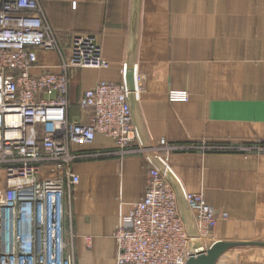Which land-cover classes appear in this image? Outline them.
<instances>
[{"label":"crops","instance_id":"0c3cea01","mask_svg":"<svg viewBox=\"0 0 264 264\" xmlns=\"http://www.w3.org/2000/svg\"><path fill=\"white\" fill-rule=\"evenodd\" d=\"M38 1L64 55L73 34L89 33L108 63L69 70V116L81 115L78 98L97 80L120 82L122 66L135 65L143 81L132 115L143 141L221 147L166 157L184 190L203 192L227 215L211 242L237 244L215 264H264V152L236 150L264 143V0ZM36 53L43 69L58 71V53ZM172 91L186 99L170 101ZM81 148L113 150L101 135ZM148 167L139 155L73 163L79 182L65 232L68 238L71 227L75 264H115L113 233L143 198ZM178 208L187 232L196 233L183 201Z\"/></svg>","mask_w":264,"mask_h":264},{"label":"built area","instance_id":"2783aa9c","mask_svg":"<svg viewBox=\"0 0 264 264\" xmlns=\"http://www.w3.org/2000/svg\"><path fill=\"white\" fill-rule=\"evenodd\" d=\"M68 44L64 55L55 33L43 21L38 0H0V259L4 264H74L65 232L70 197L79 182L73 163L123 158L148 147L133 122L125 84L127 64L120 70V82L99 79L83 91L77 101L81 115L69 116V70L106 69L108 63L92 34H73ZM38 50L58 53L57 72L39 65ZM133 69L137 99L143 78L135 65ZM185 99V92H170V101ZM97 135L109 139L113 150L81 148ZM196 145L177 148L206 147ZM170 149L165 146V155ZM236 149L264 152V143ZM149 160L144 196L120 217L113 233L115 264H185L194 254L192 238L176 192ZM157 160L167 167L162 157ZM182 200L192 215L196 240L205 250L213 244L216 225L227 215L209 205L203 192L182 187Z\"/></svg>","mask_w":264,"mask_h":264},{"label":"water","instance_id":"95a60500","mask_svg":"<svg viewBox=\"0 0 264 264\" xmlns=\"http://www.w3.org/2000/svg\"><path fill=\"white\" fill-rule=\"evenodd\" d=\"M134 65H127L125 73V84L129 91L128 98L132 109V103L136 101L135 85H134ZM157 165L159 169L165 174L166 178L170 182L172 188L176 192L178 206L182 200V186L169 168H165L163 164ZM183 219V217H182ZM189 233V232H188ZM196 233H189L192 238L190 248L194 251L185 264H215L218 257L229 247L236 245L233 242H214L207 249H203L200 241L196 240Z\"/></svg>","mask_w":264,"mask_h":264},{"label":"rangeland","instance_id":"374dc122","mask_svg":"<svg viewBox=\"0 0 264 264\" xmlns=\"http://www.w3.org/2000/svg\"><path fill=\"white\" fill-rule=\"evenodd\" d=\"M62 49V48H61ZM76 91V90H75ZM70 100V99H69ZM71 110V108H70ZM69 110V112H70ZM143 141V140H142ZM159 141H163L164 144L161 146H158L157 143H159ZM158 142L157 141H154V140H151V141H143L144 144L148 145V147L145 149L144 152H142L141 154H133V156H142L144 157L147 161L150 159L155 165H160L157 160V157H162L163 160H165V164H166V157L168 155H170V153L172 152H178V151H192V150H199L201 148H186V149H181V148H177V145H196V144H192V143H168L166 142L164 139H160ZM169 145H170V150L168 153H166L165 155V146H167L169 148ZM197 147H201L200 145H196ZM210 145H206L205 148H202L203 150L205 151H209L211 149V147H209ZM215 147H212V149H214ZM237 150V149H236ZM240 151V150H238ZM149 160V161H150ZM167 165V164H166ZM164 166V165H163ZM159 168V167H158ZM165 168H168V167H165ZM67 242H68V245H69V248H71L72 252L74 251L73 250V243H74V236H73V232L71 230V227H70V231H69V235H68V238H67ZM74 259V257H73ZM75 264V262H74Z\"/></svg>","mask_w":264,"mask_h":264},{"label":"bare ground","instance_id":"6f19581e","mask_svg":"<svg viewBox=\"0 0 264 264\" xmlns=\"http://www.w3.org/2000/svg\"><path fill=\"white\" fill-rule=\"evenodd\" d=\"M140 85H141V84H140ZM0 264H4V263H3V259H0Z\"/></svg>","mask_w":264,"mask_h":264}]
</instances>
